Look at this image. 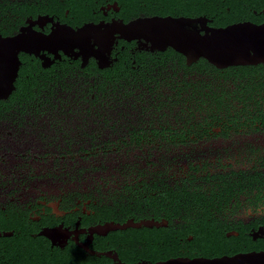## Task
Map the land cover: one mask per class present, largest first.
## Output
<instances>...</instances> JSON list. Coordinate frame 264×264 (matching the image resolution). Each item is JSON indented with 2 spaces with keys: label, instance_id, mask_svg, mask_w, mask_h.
Listing matches in <instances>:
<instances>
[{
  "label": "flooded vegetation",
  "instance_id": "obj_1",
  "mask_svg": "<svg viewBox=\"0 0 264 264\" xmlns=\"http://www.w3.org/2000/svg\"><path fill=\"white\" fill-rule=\"evenodd\" d=\"M135 1L0 0V7L13 3L23 15L12 12L4 25L13 33L29 20L48 33L57 24L159 15H130ZM247 20L263 23L264 7ZM178 54L118 37L106 49L91 41L69 52L18 54L14 88L0 100V180L24 178L0 185V231L11 233L1 236L7 239L0 240V264L55 254L90 264L111 263L110 255L128 263L161 260L173 243L170 223L186 220L232 224L227 236L244 227L264 246L255 234L264 227V62L216 80L214 72L199 71L200 59L187 64ZM200 74L224 83V104L214 94L200 98ZM184 75L194 79L192 105L172 83ZM176 105L170 121L168 109ZM95 158L111 159L98 163L100 176L72 162ZM10 159L18 161L8 169ZM28 159L51 165L38 172ZM65 160L71 166L63 167ZM59 168L70 175L56 177ZM128 222L140 225L110 227ZM52 228L60 229L52 238L40 234Z\"/></svg>",
  "mask_w": 264,
  "mask_h": 264
},
{
  "label": "water",
  "instance_id": "obj_2",
  "mask_svg": "<svg viewBox=\"0 0 264 264\" xmlns=\"http://www.w3.org/2000/svg\"><path fill=\"white\" fill-rule=\"evenodd\" d=\"M205 15H146L127 22L115 20L108 23L86 24L73 28L57 24L45 33L33 28V21L18 31L2 35L0 33V100L5 99L14 88L18 73L20 52L39 54L41 51L57 53L82 49L92 41L100 49L109 48L118 37L126 40H144L152 49L164 50L168 47L181 54L187 64L204 59L217 68L256 65L264 62V22L241 20L225 26H213ZM100 50H94L99 55ZM142 224H158L145 221ZM140 225L128 222L112 225V229ZM60 229H44L40 234L52 238ZM10 232H1L8 236ZM264 239V227L255 233ZM110 255V254H108ZM113 262L108 264H264V249L237 252L220 256H172L156 261L139 260L123 262L116 255H110Z\"/></svg>",
  "mask_w": 264,
  "mask_h": 264
},
{
  "label": "trees",
  "instance_id": "obj_3",
  "mask_svg": "<svg viewBox=\"0 0 264 264\" xmlns=\"http://www.w3.org/2000/svg\"><path fill=\"white\" fill-rule=\"evenodd\" d=\"M12 5L13 3H10L0 7V33L2 35L13 33V28L4 27L6 23H12V18L14 16L12 12H16L15 15L21 14L20 12L18 13L16 6L12 9ZM263 7L264 0H136L132 3L129 14L132 16L138 15L142 10L146 14L185 16L205 15L212 20L210 25L225 26L236 21L247 20L249 16L252 15V9H261ZM21 16L23 15L21 14ZM259 22L260 21L256 23ZM178 55L181 56V54ZM198 63L200 64L198 65V69L202 74L214 72L216 80L220 77L226 78V74H228L226 72L229 71L244 72L246 70L256 69V66L251 65L217 68L204 59H200ZM192 67L193 66H190L189 69ZM183 68H186L184 63ZM174 75H177L176 71ZM215 79L210 81L207 80V75L200 74V78L198 80L200 98L214 94V101L216 103L224 104L226 99L223 100V95L226 93V88H224V83L216 81ZM172 83L174 87L180 86L179 89L184 92V95H182V103L184 105L187 103L192 105V92L194 91L193 87L195 86L194 79H186L184 75L181 80L173 79ZM251 97L252 95L245 99L250 101ZM252 101H255V98H253ZM248 193H251V189H248ZM188 210L191 209L188 208ZM232 227V224H225L224 222H218L217 220H186L181 224L170 223L168 230L172 232V237L169 238L173 240V243L168 245L167 253L160 256V258L167 259L172 256L213 257L264 248L263 245L260 243H254L250 240L249 236L244 234V227L239 229L237 228L240 231L238 236H227V231L232 229ZM190 235L192 236L191 240H187ZM26 238L27 237L22 238L24 244L27 242ZM1 239H7V237H0V240ZM242 239H245V241ZM149 258L155 261L159 258V255ZM36 259L37 260L29 264H90L61 254H55L53 257L40 256Z\"/></svg>",
  "mask_w": 264,
  "mask_h": 264
},
{
  "label": "rangeland",
  "instance_id": "obj_4",
  "mask_svg": "<svg viewBox=\"0 0 264 264\" xmlns=\"http://www.w3.org/2000/svg\"><path fill=\"white\" fill-rule=\"evenodd\" d=\"M108 101H112V100L108 99ZM178 110L179 109H178L177 105L175 107L174 106L173 107H169V109H168V118H169L170 121H172L173 117L175 116L174 113L177 115ZM2 145H3V141H0V149H2ZM110 160H108V159H96L95 158V159H82L80 161L79 159L78 160L72 159V162L76 163L78 166L79 165H83L86 168L83 172L92 173L93 176H100L101 171H100V169H98V168H100L98 163L100 164L102 162V164H106V162L110 163ZM17 161H18L17 159H10L8 161V165H7L8 169L13 164V162H17ZM27 161L31 162L34 165L31 168H34L35 171H38V172H43L45 169L50 168L49 166L51 165V161L50 160L42 161L41 159H39V160L38 159H28ZM72 162H70L69 160H65L61 164L63 165V167L64 166L65 167L66 166L69 167V166H71ZM43 163H44V165H43ZM83 163H85L86 165L83 164ZM58 164L60 165V163H58ZM59 165H54V166L58 167ZM64 170H65V168H63V169L59 168V169H56L55 172L53 171V173H55L54 175L56 177H58V176H69L70 174L68 172H65ZM56 172H61V173H56ZM12 177H11V175L7 174V176L5 178H2L0 180V185H2V186L12 185L13 183L18 182V180L20 178H24L23 176L17 177V175L14 176L15 178H12ZM81 177H83V176H81ZM79 179H81V178H79ZM4 192H6V191H4ZM19 193L20 192H18L17 195H19Z\"/></svg>",
  "mask_w": 264,
  "mask_h": 264
}]
</instances>
